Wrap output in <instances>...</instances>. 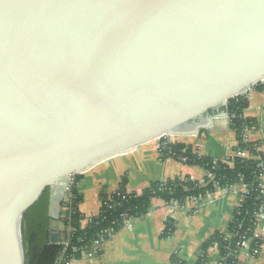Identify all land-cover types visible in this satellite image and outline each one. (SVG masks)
<instances>
[{"label": "water", "instance_id": "1", "mask_svg": "<svg viewBox=\"0 0 264 264\" xmlns=\"http://www.w3.org/2000/svg\"><path fill=\"white\" fill-rule=\"evenodd\" d=\"M262 78L264 0H0V264L46 187L196 134Z\"/></svg>", "mask_w": 264, "mask_h": 264}, {"label": "crops", "instance_id": "2", "mask_svg": "<svg viewBox=\"0 0 264 264\" xmlns=\"http://www.w3.org/2000/svg\"><path fill=\"white\" fill-rule=\"evenodd\" d=\"M247 106L244 116L256 122L247 132V140L260 144L264 153V88L246 92ZM225 107H215L196 123L203 126L189 136H167L169 143H180L203 157L215 161L229 160L235 155L236 138L231 130ZM227 114V113H226ZM195 124L183 129H192ZM159 139L137 146L133 151L116 156L91 170L79 174L76 190L81 196L79 212L86 220L97 216L101 209L100 193H112L124 185L126 192L140 194L157 183L176 178H189L202 182L206 172L194 165H186L172 158H163L159 152ZM123 183V184H122ZM242 189L236 186L229 191L216 190L201 201H187L182 207L168 206L160 199H153L145 216L137 218L129 227H121L104 242L95 257H82L67 264H196L201 256V246L215 233L224 234L241 200ZM63 198L61 184L51 188L50 218L59 238L65 228L59 222L60 202ZM264 215V211H263ZM174 223V231L165 236L166 221ZM262 245L257 255L246 251L237 257V264H264V220L255 230ZM177 258V262L172 259ZM220 254L212 246L206 252L204 264H219Z\"/></svg>", "mask_w": 264, "mask_h": 264}, {"label": "trees", "instance_id": "3", "mask_svg": "<svg viewBox=\"0 0 264 264\" xmlns=\"http://www.w3.org/2000/svg\"><path fill=\"white\" fill-rule=\"evenodd\" d=\"M246 104L247 99L244 96L232 98L225 111L236 138L234 152L245 151L248 158L232 157L225 161H215L193 153L180 143L160 141L159 152L163 158H172L186 165L202 168L206 172L202 182L176 178L154 184L140 194L127 193L124 185H121L117 192L111 194V202L108 193L103 190L100 193L101 209L98 215L90 218L86 227L82 228L80 223L84 217L78 209L82 198L76 190L79 177L75 176L76 184L71 190L70 200L60 202L62 212L59 222L65 228L67 247L61 243H49L51 187H46L21 219L23 264H67L71 260L81 259L83 254L90 252L96 241L106 242L121 229L124 226V216L134 219L145 216L153 199H160L168 206L182 207L187 201L199 202L217 189H227L238 184L245 185L247 191L243 201L234 209L227 232L215 233L209 237L200 248L201 256L196 264L205 263L206 252L212 246L218 248L222 264H237L244 242L248 244V254L251 255L254 250L258 253L262 239L254 237V231L257 227L256 215L264 211V191L259 186L260 177L264 174V153L260 151L259 143L244 140V134L256 125L254 120L244 116ZM107 230L110 234H104ZM173 231L174 223L168 218L164 235L170 236ZM172 261L177 262V258Z\"/></svg>", "mask_w": 264, "mask_h": 264}, {"label": "built area", "instance_id": "4", "mask_svg": "<svg viewBox=\"0 0 264 264\" xmlns=\"http://www.w3.org/2000/svg\"><path fill=\"white\" fill-rule=\"evenodd\" d=\"M257 86H261V87H263L264 88V78H262V80L260 81V82H258L256 85H255V87H257ZM246 94V92L243 94V95H245ZM244 140H247V132L244 134ZM159 140H166L167 141V136H164V137H162V138H160ZM168 143V142H167ZM248 153L247 152H245V151H243V152H240V153H235V155H233L234 157H239V158H248ZM183 160H185L184 158H183ZM263 168H264V165H263ZM77 175H79V174H71V175H69V176H67L66 178H64L61 182H60V184L62 185V187H63V198H62V200H64L65 202H68L69 200H70V197H71V190H72V188L74 187V185L76 184V179H75V176H77ZM260 184H259V186H260V188H261V190H263L264 191V174L263 175H261V177H260ZM236 186H239V187H241V189H242V194H241V200H240V202H239V204L237 205V206H239L240 205V203L243 201V199H244V194H246V186L245 185H243V184H238V185H234V186H231V187H229V188H227V189H217V190H223V191H229L230 189H232V188H234V187H236ZM118 191V189L117 190H115L114 192H112V193H115V192H117ZM112 193H108V195H109V202H111V200H112V198H111V194ZM127 193H130V192H127ZM194 200H192V202H193ZM236 206V207H237ZM111 207V205H109L108 206V208H110ZM123 219H124V227H129V226H131V224L136 220V218L134 219V218H130V217H127V216H124L123 217ZM264 220V215H263V211L260 213V214H258V215H256V223H257V226H258V224L260 223V222H262ZM85 220H82L81 221V227L82 228H84V227H86V225L88 224V220H86V222H85V224H83V222H84ZM257 228V227H256ZM256 230V229H255ZM110 231L109 230H107V231H104V234H106V233H109ZM110 234V233H109ZM254 237H256V238H258V236L257 235H255V231H254ZM110 238H111V236H110ZM105 241H103V240H100V241H96L95 243H94V246H93V248L90 250V252L89 253H87V254H83V256L82 257H95V255H96V253L98 252V250L101 248V246H102V244L104 243ZM61 244H63L65 247H67L68 246V242H67V240H66V235H65V241L63 242V243H61ZM247 250H248V244L246 243V242H244V243H242V252L243 251H246L247 252ZM75 251H78V249H75ZM252 256H255V255H257V251L256 250H254L253 251V253L251 254ZM220 261H221V259H220ZM219 264H222L221 262H219Z\"/></svg>", "mask_w": 264, "mask_h": 264}, {"label": "bare ground", "instance_id": "5", "mask_svg": "<svg viewBox=\"0 0 264 264\" xmlns=\"http://www.w3.org/2000/svg\"><path fill=\"white\" fill-rule=\"evenodd\" d=\"M16 231H17V228H16Z\"/></svg>", "mask_w": 264, "mask_h": 264}]
</instances>
